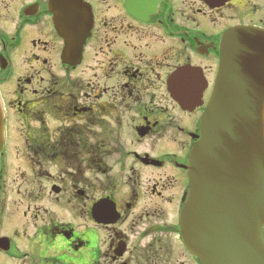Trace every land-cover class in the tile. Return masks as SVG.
Wrapping results in <instances>:
<instances>
[{"label": "flooded vegetation", "instance_id": "af4514ba", "mask_svg": "<svg viewBox=\"0 0 264 264\" xmlns=\"http://www.w3.org/2000/svg\"><path fill=\"white\" fill-rule=\"evenodd\" d=\"M50 1L0 0V264H198L179 233L187 157L223 35L264 32V0H80L66 39ZM180 69L197 75L171 89Z\"/></svg>", "mask_w": 264, "mask_h": 264}, {"label": "water", "instance_id": "95a60500", "mask_svg": "<svg viewBox=\"0 0 264 264\" xmlns=\"http://www.w3.org/2000/svg\"><path fill=\"white\" fill-rule=\"evenodd\" d=\"M49 7L58 34L64 39L73 35L81 1L51 0ZM196 71L180 69L169 79L170 88ZM173 98L184 108L196 106L195 98ZM2 130L0 105V152ZM187 176L189 194L180 214L186 250L201 264H264L263 32L235 28L223 35L213 92L200 119V138L188 155ZM106 203L92 208L97 223L114 215L109 216Z\"/></svg>", "mask_w": 264, "mask_h": 264}, {"label": "rangeland", "instance_id": "374dc122", "mask_svg": "<svg viewBox=\"0 0 264 264\" xmlns=\"http://www.w3.org/2000/svg\"><path fill=\"white\" fill-rule=\"evenodd\" d=\"M22 68H24V66L22 65ZM28 68V67H27ZM25 69V68H24ZM18 164H20V163H17V162H15L14 160L12 161V160H10V165L11 166H14V168H12L11 169V171L9 172V179H7V181L9 180H13L14 179V177H15V175H16V170H15V168H16V166L18 165ZM21 167L22 168H24V170H28L27 169V167L25 168V163H21ZM12 185H13V183H11ZM8 186L10 187V184H8ZM88 233H90V232H88ZM91 234V237L95 240V236H94V234L93 233H90Z\"/></svg>", "mask_w": 264, "mask_h": 264}]
</instances>
